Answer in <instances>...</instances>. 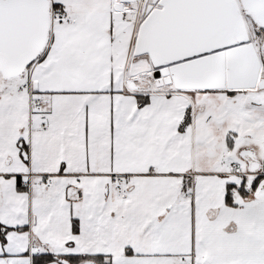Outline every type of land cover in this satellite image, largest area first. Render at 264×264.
<instances>
[{"label":"snow or ice","instance_id":"6c2138e0","mask_svg":"<svg viewBox=\"0 0 264 264\" xmlns=\"http://www.w3.org/2000/svg\"><path fill=\"white\" fill-rule=\"evenodd\" d=\"M0 264H264V0H0Z\"/></svg>","mask_w":264,"mask_h":264}]
</instances>
